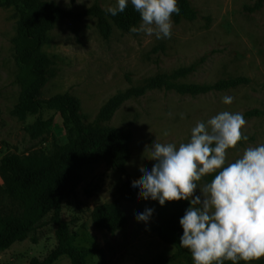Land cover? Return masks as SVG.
<instances>
[{
  "label": "rangeland",
  "instance_id": "1",
  "mask_svg": "<svg viewBox=\"0 0 264 264\" xmlns=\"http://www.w3.org/2000/svg\"><path fill=\"white\" fill-rule=\"evenodd\" d=\"M51 1L80 16L59 20L48 32L42 50L53 64L43 96L69 92L79 99L86 123L130 129L133 138L126 168L131 174L152 168L155 161L148 159L150 152L146 151L155 141L176 145L187 142L197 122H206L225 110L243 114L246 124L242 135L247 136L236 148L227 150L226 162H233L247 147L264 144V0L257 8L259 0H188L197 17L174 18L171 36L166 40L125 31L110 17V29L105 33L98 18L85 13L93 4L103 9L114 6L115 0ZM22 14L16 3L0 2V153L48 154L68 142L61 115L46 112L44 117L51 118V124L33 137L27 126L37 116L15 112L24 94V84L17 79L22 66L16 59L14 43ZM180 68L189 69L174 79L180 83H213L236 76H246L249 82L199 94L148 88L124 100L108 120H99L101 107L116 93L143 85L157 73H172ZM225 95L233 97L231 104L222 103ZM254 109L259 114L245 115ZM165 130L167 136L163 134ZM77 172L79 181L63 201L62 217L69 224L73 245L90 249L86 264L192 261L187 249L184 255H176L179 246L163 237L158 201L144 200L139 195L133 200H121L127 222L114 232L98 226L93 219L96 206L112 202L125 177L103 159L87 162ZM194 195H201L199 188ZM145 208L154 212L147 223L138 222L135 216ZM20 210L18 202L8 195L3 179V213ZM33 235L37 243L29 239L16 241L4 250L2 264H29L31 258L46 256L58 243L57 226L50 222ZM52 264L72 261L63 255ZM252 264H264V257Z\"/></svg>",
  "mask_w": 264,
  "mask_h": 264
},
{
  "label": "trees",
  "instance_id": "2",
  "mask_svg": "<svg viewBox=\"0 0 264 264\" xmlns=\"http://www.w3.org/2000/svg\"><path fill=\"white\" fill-rule=\"evenodd\" d=\"M3 4L16 3L22 10L18 36L15 38L16 59L22 66L17 76L24 84V94L15 112L21 116L36 115L34 122L27 126L33 137L38 136L51 124V118L44 117L49 111L57 112L63 119L68 142L58 146L51 153L37 151L26 155L5 153L0 159V173L5 181L8 195L18 202V213H0V253L16 241L31 240L37 243L33 233L47 223L57 226L58 243L44 257L35 256L29 264H52L67 255L72 264H86L89 248L75 246L68 222L62 217L63 201L70 195L79 181L77 168L87 162L103 159L110 167L118 170L125 178L118 189L117 197L109 203L96 206L93 219L98 226L114 232L127 222L121 200H133L139 194L132 188L133 182L141 180L140 173L131 174L126 163L131 156L132 131L125 128H104L96 123H86L80 113L79 99L69 92L44 97L42 90L48 81V70L53 59L43 52L48 32L62 19L78 17L80 13L64 9L51 0H0ZM258 1L255 8L260 5ZM179 15L176 20H193L196 10L188 0H177ZM86 14L98 18L105 33L109 32L110 17L116 25L129 31L130 26H138L140 15L128 4L123 12L111 16L97 4L89 7ZM189 69L180 68L172 73H157L143 85L132 86L110 97L101 107L99 120H108L119 105L131 96L142 94L148 88L163 87L179 93L199 94L214 90H226L249 82L246 76L219 79L213 83H180L174 79L185 75ZM259 114L249 110L246 116ZM151 170V169H147ZM208 174L202 178L209 182ZM189 207L186 200L166 202L161 206V232L165 239L179 246L176 255H184L186 249L180 247L179 238L183 229L179 219ZM187 264H193L189 259ZM224 264H232L225 261ZM237 264H245L238 261Z\"/></svg>",
  "mask_w": 264,
  "mask_h": 264
},
{
  "label": "clouds",
  "instance_id": "3",
  "mask_svg": "<svg viewBox=\"0 0 264 264\" xmlns=\"http://www.w3.org/2000/svg\"><path fill=\"white\" fill-rule=\"evenodd\" d=\"M129 3L141 20L138 26H130L131 33L170 38L179 15L177 0H115L103 11L116 16ZM221 100L231 104L233 97L225 95ZM245 124L242 113L225 110L197 122L187 142L155 141L146 151L155 163L151 170L140 172L139 182L132 183L138 198L161 206L189 202L179 219L183 229L179 245L191 253L193 264H252L264 257V144L247 147L233 162H226L227 150L247 140L242 135ZM163 134L167 136V130ZM208 174L213 178L200 185ZM197 188L201 195H194ZM153 212L145 208L135 219L147 223Z\"/></svg>",
  "mask_w": 264,
  "mask_h": 264
},
{
  "label": "crops",
  "instance_id": "4",
  "mask_svg": "<svg viewBox=\"0 0 264 264\" xmlns=\"http://www.w3.org/2000/svg\"><path fill=\"white\" fill-rule=\"evenodd\" d=\"M3 156V153H0V159ZM3 209V177L0 173V213ZM3 262V251L0 253V264Z\"/></svg>",
  "mask_w": 264,
  "mask_h": 264
}]
</instances>
